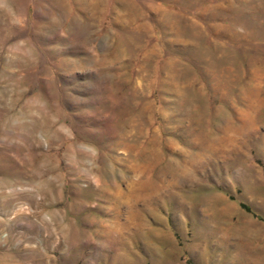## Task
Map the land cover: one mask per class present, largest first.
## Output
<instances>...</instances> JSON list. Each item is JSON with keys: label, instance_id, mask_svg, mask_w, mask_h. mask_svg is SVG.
<instances>
[{"label": "rangeland", "instance_id": "374dc122", "mask_svg": "<svg viewBox=\"0 0 264 264\" xmlns=\"http://www.w3.org/2000/svg\"><path fill=\"white\" fill-rule=\"evenodd\" d=\"M0 264H264V0H0Z\"/></svg>", "mask_w": 264, "mask_h": 264}]
</instances>
